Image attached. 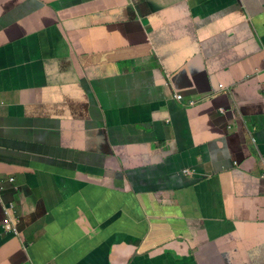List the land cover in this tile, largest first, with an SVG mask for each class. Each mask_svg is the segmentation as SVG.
<instances>
[{
	"label": "crops",
	"instance_id": "crops-1",
	"mask_svg": "<svg viewBox=\"0 0 264 264\" xmlns=\"http://www.w3.org/2000/svg\"><path fill=\"white\" fill-rule=\"evenodd\" d=\"M263 171L264 0H0V264H264Z\"/></svg>",
	"mask_w": 264,
	"mask_h": 264
},
{
	"label": "clouds",
	"instance_id": "clouds-1",
	"mask_svg": "<svg viewBox=\"0 0 264 264\" xmlns=\"http://www.w3.org/2000/svg\"><path fill=\"white\" fill-rule=\"evenodd\" d=\"M231 3H232V0H224V4L226 7H228ZM246 6L244 7V9L246 8ZM173 97L177 101H184L186 98V96H184L182 93H176V92L173 94ZM188 102L192 106L191 108H194L197 105V102L195 99L189 98ZM230 109H231L230 107H227V112ZM170 121L171 120L168 119L167 123H170ZM251 127H247V130H249ZM251 139H252V142L254 144L257 142L256 137L253 134H251ZM29 158L33 161L44 162V163H46L48 165H52V166H65V167H69V168H75L76 167L75 163L50 157L46 153L41 154V155H37V154L29 155ZM182 171H183V173H191L192 169L187 167V168H183ZM261 178L264 181V171L261 174ZM11 180H13V179H11ZM133 193L137 197V193L134 190H133ZM149 198H151V197L149 196ZM0 205H2L3 210L5 212V218H4L3 226H2L3 231L5 232V234L7 236H18L19 235V231L17 229L18 220L14 216L20 215L17 211H15V205L17 207H20V203H18V201H16L14 203L13 198L9 199L8 196L6 194H4V192H0ZM141 222H143V220ZM112 245H113L112 241H107L103 244V246L101 248L102 249L106 248V247L111 248ZM81 255H82L81 253H74L73 257H75V260H70V264H76L74 262H77V260L80 258ZM81 260L82 259H79L78 262H80Z\"/></svg>",
	"mask_w": 264,
	"mask_h": 264
}]
</instances>
